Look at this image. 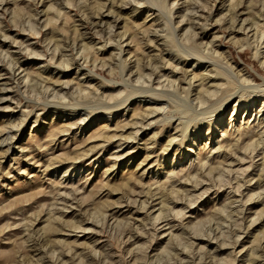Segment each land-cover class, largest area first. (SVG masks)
Returning <instances> with one entry per match:
<instances>
[{
	"label": "rangeland",
	"instance_id": "rangeland-1",
	"mask_svg": "<svg viewBox=\"0 0 264 264\" xmlns=\"http://www.w3.org/2000/svg\"><path fill=\"white\" fill-rule=\"evenodd\" d=\"M263 192L264 0H0V264H264Z\"/></svg>",
	"mask_w": 264,
	"mask_h": 264
},
{
	"label": "bare ground",
	"instance_id": "bare-ground-1",
	"mask_svg": "<svg viewBox=\"0 0 264 264\" xmlns=\"http://www.w3.org/2000/svg\"><path fill=\"white\" fill-rule=\"evenodd\" d=\"M141 1V0H140ZM143 1V0H142ZM133 2V1H132ZM135 2V1H134ZM164 3V2H163ZM135 4V3H134ZM126 5V4H125ZM159 5V4H158ZM163 5V4H162ZM127 7V6H126ZM162 9V8H161ZM163 15V14H162ZM164 16V15H163ZM114 17V16H113ZM167 18V17H166ZM121 19V18H120ZM258 19V18H257ZM195 21V20H194ZM255 22V21H254ZM102 23V22H101ZM182 23V22H181ZM93 25V24H92ZM253 25V24H252ZM165 26V25H164ZM172 26V25H171ZM190 28V27H189ZM193 28V27H192ZM161 29V28H160ZM176 32V31H175ZM164 33V32H163ZM258 37V36H257ZM169 38H170V36H169ZM162 39V38H161ZM165 41V40H164ZM184 41V40H183ZM150 44V43H149ZM178 44H179V42H178ZM183 49V48H182ZM189 49V48H188ZM166 50V49H165ZM189 50H191L192 52L191 53H193V55H194V59H196V61H197V63L195 64V66H198V65H201V66H204L205 64L204 63H208V64H210V66H212V68H216L215 70H217V74H216V76L219 74V75H222V76H224V83L223 84H219V85H217L216 86V88H213V89H215L214 91H213V93L212 92H209L208 90H206L204 93V95L202 96V101L203 100H205L206 101V99H207V97H211V96H213L212 94H215L214 92H216V91H220V90H223L224 92H223V94H225V98H226V102H225V104L229 101V99L231 98V97H233L234 95H235V93H234V91H237L238 92V90H236V86L238 85V83H237V80L235 79L236 77H235V75L233 76V73L231 74L229 71H227L226 69H223L222 67H220V64H219V62H218V60H217V58H218V52H216V50H212V49H202V50H198V48L197 47H190V49ZM167 51V50H166ZM191 58V57H190ZM224 60V59H223ZM122 62V61H121ZM157 62V61H156ZM163 63V62H162ZM120 64V63H119ZM149 68V67H148ZM200 68V67H199ZM219 70V71H218ZM221 70V71H220ZM235 74V73H234ZM155 75V74H154ZM204 75H206V74H204ZM237 75V74H236ZM216 76L214 77L215 78V80H216ZM210 77H208V79H209ZM212 76H211V78H210V80L212 81ZM122 79H124V78H122ZM193 81V80H192ZM200 81V80H199ZM192 83V82H191ZM206 83V82H205ZM214 83V82H213ZM16 84V83H15ZM191 85V84H190ZM239 86L242 88V86L239 84ZM214 87H215V85H214ZM140 89V88H139ZM243 89V88H242ZM255 89H257V88H255ZM145 91V90H144ZM244 91V90H243ZM169 93V92H168ZM217 94V93H216ZM239 94V93H238ZM260 94V93H259ZM172 95H174V94H172ZM177 96V95H176ZM175 96V97H176ZM216 96V95H215ZM181 99V98H180ZM240 100V99H239ZM140 101V100H139ZM181 101H182V99H181ZM193 101V100H192ZM255 102V100H253L252 101V103H254ZM191 102H189V104H190ZM186 104V103H185ZM192 105V104H191ZM188 106H190V105H188ZM223 106L224 105H222L221 107H219V109H217V110H215L214 112H217V115H216V124L218 123V122H220L221 121V119H222V117H223V115H224V112H223V110H222V108H223ZM240 106H241V100H240V102H238V104H236V106H234V108H232L233 109V114H235V113H237L238 114V112L239 111H241V110H239L240 109ZM248 106H249V104H248ZM198 107H199V105H198ZM203 109V108H202ZM194 110V109H193ZM262 110V109H261ZM260 110V111H261ZM212 113V112H211ZM259 113V112H258ZM61 115V114H60ZM111 115V114H110ZM147 116H148V114H147ZM236 115H234V117H235ZM258 116V115H257ZM212 117V116H211ZM214 117V116H213ZM109 118H110V116H109ZM250 118V117H249ZM84 120V119H83ZM234 121V120H233ZM187 122V121H186ZM254 122V121H253ZM219 124V123H218ZM229 124V126L231 125V121L228 123ZM87 126V125H86ZM220 126V125H219ZM212 127H214V126H212ZM229 128V127H228ZM188 127H184L183 129H182V132H181V140H178V141H181V142H184V141H186V138H187V134H188ZM211 129V128H210ZM257 129V128H256ZM179 131V130H178ZM180 132V131H179ZM224 134V133H223ZM226 135V134H225ZM224 136V135H223ZM222 136V137H223ZM177 138V137H176ZM176 138H173L172 139V141L168 144L169 146H172L174 143H175V141H176ZM179 138V137H178ZM195 138V137H194ZM210 140V137H208V140H207V142ZM168 148V147H167ZM192 146H187V148L185 149V152L183 153V155H182V159H184L185 157H187L189 154H191L192 153ZM178 151V150H177ZM165 152H167L166 150L164 151V153ZM259 153V152H258ZM197 155V154H196ZM178 162V160H177V158H174V162L173 163H175V162ZM162 165V164H161ZM260 171V170H259ZM211 173V172H210ZM260 184V183H259ZM264 193V192H263ZM255 196H257L258 198L259 197H261L262 196V194L260 195H255ZM253 198H254V196H252L251 198H250V200L249 201H251V200H253ZM259 200V199H258ZM259 202V201H258ZM168 204V203H167ZM262 205H263V203H262ZM161 212H163L164 213V211H161ZM223 212V211H222ZM228 216V215H227ZM263 216H264V212H261V214H260V216H258V218L259 217H262L263 218ZM257 217V216H256ZM257 218V219H258ZM255 219V218H254ZM257 219H255V220H253V223L252 224H254V222H256V221H259V219L257 220ZM209 233V232H208ZM215 235V234H214ZM255 247V246H254ZM256 252V250H253V254ZM258 255V254H257ZM250 257V256H249ZM258 258H260V257H258ZM262 258V257H261ZM259 262V261H258Z\"/></svg>",
	"mask_w": 264,
	"mask_h": 264
}]
</instances>
